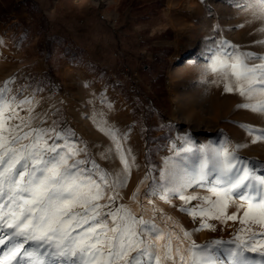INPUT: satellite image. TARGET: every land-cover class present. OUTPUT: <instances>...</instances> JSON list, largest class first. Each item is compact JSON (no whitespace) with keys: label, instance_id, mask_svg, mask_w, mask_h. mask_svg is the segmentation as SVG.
<instances>
[{"label":"rangeland","instance_id":"1","mask_svg":"<svg viewBox=\"0 0 264 264\" xmlns=\"http://www.w3.org/2000/svg\"><path fill=\"white\" fill-rule=\"evenodd\" d=\"M253 4L254 0H0V88L11 81L12 95L34 100L30 105L36 117L34 127L49 128L55 122L58 129L75 133L77 146L86 145L88 157L113 175L120 173L122 165L114 151L105 159L115 146L99 128L119 130L125 137L123 148L130 149L135 160L116 203L156 225L161 238L154 242L160 255L170 236L171 243L177 238L186 250L192 242L213 244L222 264H228L224 249L232 247L229 242L241 228L239 219L210 221L215 231L197 230L200 218L194 222L180 211L182 201L165 203L147 197L144 193L151 180L141 184L149 171L159 179L165 162L174 155L173 148L183 145L184 137L190 138L194 148H217L225 141L230 150L245 145L238 151L242 159L264 162V141L253 143V137L238 126L264 129V115L238 108L245 101L213 83L215 77L208 72L209 49L221 40L238 46L239 51L264 56V45L257 43L264 40V32L259 31L264 28V14ZM105 15H117L114 26L103 20ZM163 32L169 38H162ZM190 48L192 52L185 55ZM176 55L181 60L174 65ZM69 65L72 70L66 74ZM215 98L227 100L225 123L218 127L209 122L207 109ZM199 111L191 123L201 125L196 132L182 118ZM19 115L27 121L24 110ZM123 128L131 129L128 136ZM257 174L264 175V170L257 169ZM137 189L139 195L133 200ZM186 194L215 199L199 187ZM107 195L101 204L108 203ZM241 203L234 198L228 213L236 212ZM182 230L191 236L184 238ZM253 230L261 229L253 226ZM215 241L223 243L216 246Z\"/></svg>","mask_w":264,"mask_h":264},{"label":"snow or ice","instance_id":"2","mask_svg":"<svg viewBox=\"0 0 264 264\" xmlns=\"http://www.w3.org/2000/svg\"><path fill=\"white\" fill-rule=\"evenodd\" d=\"M253 7L264 14V0H254ZM257 43L264 45V40ZM209 52L213 83L238 94L245 101L238 108L264 115V56L239 51L227 40ZM257 60L260 63H252ZM9 83L0 88V264H222L213 244L192 242L186 258L179 248L173 249L170 236L160 255L154 242L161 238L156 225L116 203L135 160L131 150L123 148L125 137L118 129L99 128L115 146L105 159L114 151L122 165L113 175L88 157L86 145L77 146L75 133L58 129L55 122L49 128L34 127V100L17 99ZM19 110L27 113V121ZM238 126L253 143L264 141V129ZM183 140L173 148L159 179L151 171L145 176L151 183L144 195L165 203L179 199L180 211L194 222L200 218L197 230L215 231L210 221L239 219L232 247L224 249L228 264H264V175L257 174L264 162L242 159L238 151L245 145L230 150L225 141L217 148H194L189 137ZM194 187L206 189L215 199L187 195ZM106 195L108 203L101 204ZM138 195L139 189L132 199ZM234 198L243 203L229 214ZM194 200L198 203L192 205ZM182 232L184 238L191 236ZM245 232L246 237L240 234Z\"/></svg>","mask_w":264,"mask_h":264},{"label":"bare ground","instance_id":"3","mask_svg":"<svg viewBox=\"0 0 264 264\" xmlns=\"http://www.w3.org/2000/svg\"><path fill=\"white\" fill-rule=\"evenodd\" d=\"M192 48H190L187 52H186V54L185 55H188V54H190L191 52H192ZM173 61H172V63L175 65L176 63H179L180 62V60H181V58H180V56H178V55H176V56H174L173 57V59H172ZM71 65H69V66H67V68H66V70H65V73L66 74H68V73H71V67H70ZM214 87H215V85H214ZM214 91V90H213ZM213 91H211V94H213L214 95V93H212ZM215 93H216V91H215ZM209 94V93H208ZM210 94V95H211ZM116 102V101H115ZM118 102V101H117ZM226 102H227V100H226V98H215V99H213V101H212V103L209 105V108H207L209 111V114H211V120H209V122L211 121V122H213L212 124H214L215 126H217L218 127V125H220V122L221 121H223L222 119H223V117L226 115V111H224L223 110V108H224V106H225V104H226ZM242 103H244V102H242ZM117 105V107H118V105L119 106H121L119 103H117L116 104ZM205 107H207V106H205ZM203 108V107H202ZM203 111H206V110H203ZM203 111H202V113H203ZM184 113V112H183ZM200 111L199 112H193L192 114H191V117L190 116H183V118H182V120L185 122V123H188V125H189V128L191 127V128H193V129H195V130H197L196 132H200V130H201V125H196L195 123H194V125L193 126H191L192 124V122H193V120H195L196 119V115H197V117H198V115L200 116ZM182 114V113H181ZM206 115V114H205ZM228 115V114H227ZM125 118V117H124ZM207 118V117H206ZM228 118V117H227ZM198 121H201V123H202V121H206V120H202V119H199ZM208 121V120H207ZM224 122V121H223ZM200 123V122H199ZM225 123V122H224ZM198 124V123H197ZM204 124H207V123H204ZM221 124H222V122H221ZM187 125V126H188ZM226 125V124H225ZM208 126H210L209 124H208ZM206 127V128H210V127H212V125L210 126V127ZM222 126V125H221ZM227 127V126H226ZM188 128V127H187ZM190 128V129H191ZM123 130H124V134H130L129 132L131 131V129H130V131H128L127 129H125V128H123ZM189 130V129H188ZM194 130V131H195ZM208 130V129H207ZM183 131V130H182ZM181 132V131H180ZM187 132V131H186ZM193 132V131H192ZM132 133H133V130H132ZM188 133V132H187ZM187 133H185V134H187ZM194 133V132H193ZM134 134V133H133ZM178 134L182 137V133H179L178 132ZM128 136V135H127ZM189 136V135H188ZM130 141V140H129ZM146 180H144V182L141 184V186L143 187L145 184H146ZM174 242L172 243V246H173V248H174V245H175V248L174 249H176V248H179L180 250H181V252L185 255V257H186V253H187V250H186V245L183 243V242H180V240H178L177 238H174V240H173ZM174 244V245H173ZM188 255V254H187Z\"/></svg>","mask_w":264,"mask_h":264},{"label":"crops","instance_id":"4","mask_svg":"<svg viewBox=\"0 0 264 264\" xmlns=\"http://www.w3.org/2000/svg\"><path fill=\"white\" fill-rule=\"evenodd\" d=\"M101 16H103V15H101ZM103 19V18H102ZM117 19V15H111V16H107V15H105V19H103V20H107V21H109V23L112 25V26H114V23H116V20ZM161 36H162V38H169V33H167V32H163L162 34H161ZM154 54H156V53H154ZM150 66V65H149ZM149 66H146V67H149ZM146 67H144V68H146ZM154 80H157V75H156V77H155V79Z\"/></svg>","mask_w":264,"mask_h":264}]
</instances>
